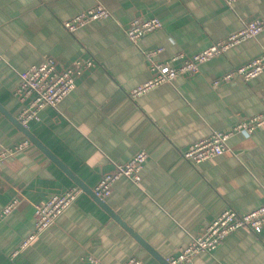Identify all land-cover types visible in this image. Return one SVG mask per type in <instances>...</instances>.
Here are the masks:
<instances>
[{
  "label": "crops",
  "instance_id": "crops-1",
  "mask_svg": "<svg viewBox=\"0 0 264 264\" xmlns=\"http://www.w3.org/2000/svg\"><path fill=\"white\" fill-rule=\"evenodd\" d=\"M109 16L68 31L63 21L94 5ZM135 17L162 25L136 43L125 33ZM264 21V0H0V150L24 140L29 146L0 164V264H161L147 247L169 259L224 209L239 213L264 202V126L227 139L229 151L190 163L182 151L213 130H227L264 111V70L246 80H213L264 54V29L180 75L133 96L153 73L154 59L191 56L238 31L246 21ZM81 56L97 64L56 107L45 106L24 126L60 161L63 169L18 126L22 103L13 91L20 72L52 57L66 66ZM178 62L171 63V66ZM170 65V63H169ZM9 114V115H7ZM138 151L147 158L137 182L120 177L104 201L128 228L81 193L55 223L34 231L35 205L72 186L91 189L116 164ZM94 259L95 261H92ZM194 264H264V223L239 227Z\"/></svg>",
  "mask_w": 264,
  "mask_h": 264
},
{
  "label": "built area",
  "instance_id": "built-area-1",
  "mask_svg": "<svg viewBox=\"0 0 264 264\" xmlns=\"http://www.w3.org/2000/svg\"><path fill=\"white\" fill-rule=\"evenodd\" d=\"M236 1L224 0L228 7ZM108 16L109 11L104 6L97 4L64 20L63 25L68 31L74 32L78 27L92 20ZM161 25L162 23L157 17H135L125 27V33L132 42L136 43L144 35L159 29ZM263 29V20L253 19L246 21L238 31L231 33L226 38L213 42L191 56H185L183 53L174 54L167 62L154 59L163 50L161 47L145 51L153 76L142 86L133 89L131 95L135 96L161 83H170L180 75L196 73L201 63L224 53L230 47L245 39L255 37ZM175 62H178V64L171 66V63ZM96 64L97 62L93 57L81 56L69 65L58 66L54 58L48 57L39 64H33L20 72V83L13 91L14 96L23 105L18 114L20 123L23 126H27L30 120L38 118V112L41 108L45 106L56 107L77 86L79 80L86 76ZM263 70L264 54L232 68L214 79L213 84L217 85L230 81L236 75L249 80ZM262 126H264V111L240 119L227 130H213L207 137L188 145L182 151V154L190 163H199L229 151L227 139L231 135L236 133L251 134ZM29 144L28 140H24L12 147L1 149L0 164L28 147ZM146 158L147 154L145 151H138L127 162L116 164L114 169L105 173L93 187L94 193L100 198H105L110 194L113 183L120 177H127L137 182ZM83 192L84 190L80 186H72L62 193L54 194L46 202L36 204L34 231L23 242V246L33 240L38 233L55 223L65 209ZM19 202L18 199L10 201L0 212V218L9 214ZM263 223L264 202L244 213H239L232 208H226L200 234L193 236L190 243L183 247L177 255L167 260L170 264H194L193 257L196 253L213 251L232 231L239 227L255 230L261 227ZM91 260L95 261L94 259ZM123 264H140V259L136 256H131Z\"/></svg>",
  "mask_w": 264,
  "mask_h": 264
},
{
  "label": "water",
  "instance_id": "water-1",
  "mask_svg": "<svg viewBox=\"0 0 264 264\" xmlns=\"http://www.w3.org/2000/svg\"><path fill=\"white\" fill-rule=\"evenodd\" d=\"M9 115V114H7ZM18 123L20 122L19 120L17 121ZM20 124V123H19ZM20 129H23V131L25 132V134L35 143L37 144L39 147H41V149L50 157H52L63 169L65 170H68L66 169V167H64L65 165H63L62 163H60V161H58V159L56 160L53 156V154L40 142L38 141L35 137L32 136V134L29 132L28 129H26L24 126H18ZM69 171V170H68ZM70 172V171H69ZM76 183L87 193H89L90 195H92V197L95 199V201L101 205L102 207H104L105 209H107V211H109L111 213L112 216H114L116 219H118L126 228L129 229V227H127V225H125V223H123V221H121L119 219V217L109 209L108 205L106 204V202L104 201V199L100 198L99 196H97L93 189H91L89 186L85 185L84 183H82L81 181L79 180H75ZM131 230V229H129ZM133 234H135V236L140 240V242L158 259V261L161 263V264H170L169 261L167 259H165L163 256L159 255L158 253H155L154 250H152L151 248L147 247L146 243H144V241H142L140 239V237H138V235H136V233H134L132 231Z\"/></svg>",
  "mask_w": 264,
  "mask_h": 264
}]
</instances>
